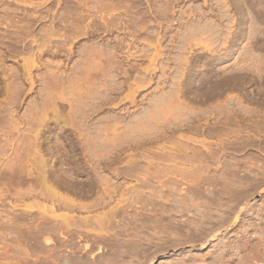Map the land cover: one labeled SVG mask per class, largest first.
<instances>
[{
  "label": "rangeland",
  "instance_id": "obj_1",
  "mask_svg": "<svg viewBox=\"0 0 264 264\" xmlns=\"http://www.w3.org/2000/svg\"><path fill=\"white\" fill-rule=\"evenodd\" d=\"M0 264H264V0H0Z\"/></svg>",
  "mask_w": 264,
  "mask_h": 264
},
{
  "label": "bare ground",
  "instance_id": "obj_2",
  "mask_svg": "<svg viewBox=\"0 0 264 264\" xmlns=\"http://www.w3.org/2000/svg\"><path fill=\"white\" fill-rule=\"evenodd\" d=\"M243 37L240 35L238 37L235 38V42L232 46V49L231 50H228L226 51V53L224 55H220L218 58H217V61H220V62H223L225 58L229 57L232 55V53L235 51L234 49L239 47L240 45V42L242 41ZM251 39V38H250ZM228 43V39L225 40L224 44L226 45ZM256 57V56H255ZM203 78V77H202ZM203 80V79H202ZM240 98V97H239ZM241 100V99H240Z\"/></svg>",
  "mask_w": 264,
  "mask_h": 264
}]
</instances>
